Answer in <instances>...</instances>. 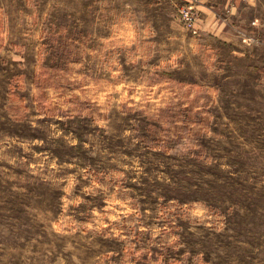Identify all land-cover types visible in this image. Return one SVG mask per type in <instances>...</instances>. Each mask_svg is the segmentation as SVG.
Returning a JSON list of instances; mask_svg holds the SVG:
<instances>
[{"label":"rangeland","instance_id":"obj_1","mask_svg":"<svg viewBox=\"0 0 264 264\" xmlns=\"http://www.w3.org/2000/svg\"><path fill=\"white\" fill-rule=\"evenodd\" d=\"M233 7L0 0V264H264V0Z\"/></svg>","mask_w":264,"mask_h":264},{"label":"crops","instance_id":"obj_2","mask_svg":"<svg viewBox=\"0 0 264 264\" xmlns=\"http://www.w3.org/2000/svg\"><path fill=\"white\" fill-rule=\"evenodd\" d=\"M189 2H193L195 0H188ZM199 1V5H203L206 7L205 10H203L205 12V14L207 15V19L203 22V27H211V28H215L216 25V30H218V28L220 26H226L225 22L219 21L218 19V7H230V6H234L233 8L237 7V4L239 3V0H226L223 3L219 4V6L213 5L211 0H198ZM211 1V4H209L208 2ZM203 3V4H202Z\"/></svg>","mask_w":264,"mask_h":264},{"label":"built area","instance_id":"obj_3","mask_svg":"<svg viewBox=\"0 0 264 264\" xmlns=\"http://www.w3.org/2000/svg\"><path fill=\"white\" fill-rule=\"evenodd\" d=\"M181 14L185 25L188 28L192 29L194 32H197L196 24H197L198 10L196 9V5L194 3H190L188 6L182 9Z\"/></svg>","mask_w":264,"mask_h":264}]
</instances>
